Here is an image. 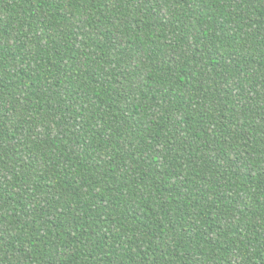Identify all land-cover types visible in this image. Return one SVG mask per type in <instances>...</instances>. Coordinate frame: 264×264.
I'll use <instances>...</instances> for the list:
<instances>
[{
  "label": "trees",
  "instance_id": "obj_1",
  "mask_svg": "<svg viewBox=\"0 0 264 264\" xmlns=\"http://www.w3.org/2000/svg\"><path fill=\"white\" fill-rule=\"evenodd\" d=\"M0 264H264V0H0Z\"/></svg>",
  "mask_w": 264,
  "mask_h": 264
}]
</instances>
